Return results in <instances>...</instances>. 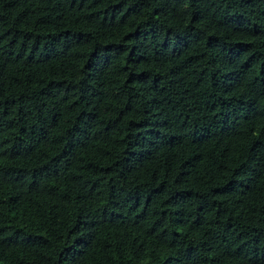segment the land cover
<instances>
[{
	"label": "trees",
	"instance_id": "trees-1",
	"mask_svg": "<svg viewBox=\"0 0 264 264\" xmlns=\"http://www.w3.org/2000/svg\"><path fill=\"white\" fill-rule=\"evenodd\" d=\"M0 264H264V0H0Z\"/></svg>",
	"mask_w": 264,
	"mask_h": 264
}]
</instances>
